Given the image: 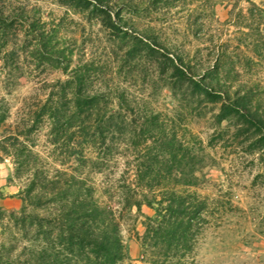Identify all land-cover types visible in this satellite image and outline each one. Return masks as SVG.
Instances as JSON below:
<instances>
[{
	"label": "trees",
	"instance_id": "trees-1",
	"mask_svg": "<svg viewBox=\"0 0 264 264\" xmlns=\"http://www.w3.org/2000/svg\"><path fill=\"white\" fill-rule=\"evenodd\" d=\"M56 1L96 9L110 29L115 25L110 4L148 8L135 0ZM133 38L135 46L153 56L157 73L167 63L166 87L215 105L208 144L221 141L256 154L260 171L254 179L264 183V111L246 92L221 82L220 58L197 74L181 54L167 55L155 37ZM0 59L7 70L23 62L32 69H59L65 76L42 81L21 99L8 124V103L0 95V159L9 158L13 176L21 180L18 211H0V264H128L121 210L142 203L153 212L142 222L139 261L193 264L197 238L221 207L217 199L189 190L196 185L202 158L200 142L184 124L131 100L124 90L88 89L90 63L78 60L70 68L71 50L62 44L57 25L42 20L28 0H0ZM41 129L50 146L45 156L35 150ZM119 159L123 168L113 189L120 209L115 210L95 197L80 169L110 171L109 164Z\"/></svg>",
	"mask_w": 264,
	"mask_h": 264
},
{
	"label": "rangeland",
	"instance_id": "rangeland-1",
	"mask_svg": "<svg viewBox=\"0 0 264 264\" xmlns=\"http://www.w3.org/2000/svg\"><path fill=\"white\" fill-rule=\"evenodd\" d=\"M140 1L148 8L130 10L110 4L109 16L115 20L114 29H110L105 15L90 6L28 0L38 7L42 20L57 25L62 44L71 50L70 68L78 60L90 63L85 83L88 89L124 90L147 109L177 117L200 142L202 162L195 171L196 185L189 190L217 199L221 210L198 236L191 253L193 264H264V183L261 178L254 179L260 171L256 154H243L221 141L209 145L215 105L166 87L167 63L161 66L163 73H157L153 56L133 43V37H155L167 55L181 54L197 74L219 57L221 82L246 92L264 111V0H135ZM132 45L134 49L126 54ZM22 63L7 70L0 59V95L9 110L6 124L13 119L21 99L33 94L42 81L65 78L59 69H32ZM43 134L44 129L35 134V150L45 156L50 146ZM109 166L110 171L97 172L88 166L80 171L94 187L95 197L119 210L113 188L122 161ZM20 187L10 159H0L1 212L18 211ZM152 212L143 203L121 210L120 234L128 264H143L139 261V237L145 216Z\"/></svg>",
	"mask_w": 264,
	"mask_h": 264
}]
</instances>
